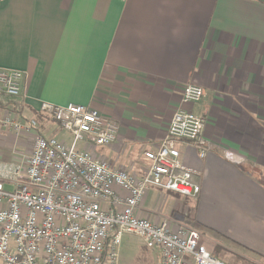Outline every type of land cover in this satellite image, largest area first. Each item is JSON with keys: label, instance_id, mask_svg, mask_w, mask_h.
Segmentation results:
<instances>
[{"label": "crops", "instance_id": "0c3cea01", "mask_svg": "<svg viewBox=\"0 0 264 264\" xmlns=\"http://www.w3.org/2000/svg\"><path fill=\"white\" fill-rule=\"evenodd\" d=\"M0 68L23 72L20 96L0 95V113L37 121L20 137L0 127V139L23 148L20 157L36 133L71 142L39 111L41 101L112 119L115 140L93 152L136 176L177 108L203 115L208 155L176 142L199 193L151 187L137 214L198 231L221 260L239 246L264 264V0H0ZM189 83L204 89L199 102H182ZM226 150L243 161L227 160ZM122 254L160 264L159 249L135 235H122L119 264Z\"/></svg>", "mask_w": 264, "mask_h": 264}, {"label": "built area", "instance_id": "2783aa9c", "mask_svg": "<svg viewBox=\"0 0 264 264\" xmlns=\"http://www.w3.org/2000/svg\"><path fill=\"white\" fill-rule=\"evenodd\" d=\"M20 70L0 68V95L21 94ZM182 102L196 103L205 91L185 84ZM39 111L71 135L70 144L36 133L31 150L13 162H0V264H119L124 233L159 249L160 264H226L202 242L200 233L171 227L137 214L148 190L155 187L195 197V171L179 161L178 140L188 141L205 158L212 143L204 136L206 119L177 108L165 137L144 152V173L136 176L98 158L93 148L111 144L116 123L97 109L69 103H39ZM20 116L0 113V127L16 134L35 128ZM233 163L243 156L230 150Z\"/></svg>", "mask_w": 264, "mask_h": 264}, {"label": "rangeland", "instance_id": "374dc122", "mask_svg": "<svg viewBox=\"0 0 264 264\" xmlns=\"http://www.w3.org/2000/svg\"><path fill=\"white\" fill-rule=\"evenodd\" d=\"M18 135V134H17ZM20 137V135H19ZM2 142V143H1ZM20 152H23V148L20 147V144L14 142H8L3 139H0V162L4 161L7 162L11 160L12 158L18 159L20 158ZM206 245V244H205ZM231 246V244H229ZM234 246V245H233ZM207 247V245H206ZM216 250H221L222 248L220 246H215ZM209 249V247H207ZM210 250V249H209ZM211 251V250H210ZM225 251V250H222ZM247 254V257L244 256ZM254 254V253H252ZM249 252H246L239 246H234L230 249L229 253H221L222 260L226 264H258L256 261L252 258V256ZM251 255V256H250ZM127 254H122L120 257V264H135L133 263V260L131 257H127ZM253 258H257V256H252ZM258 259V258H257ZM259 264H262L259 262Z\"/></svg>", "mask_w": 264, "mask_h": 264}, {"label": "trees", "instance_id": "16d2710c", "mask_svg": "<svg viewBox=\"0 0 264 264\" xmlns=\"http://www.w3.org/2000/svg\"><path fill=\"white\" fill-rule=\"evenodd\" d=\"M212 252V251H211ZM212 254L214 255V253L212 252Z\"/></svg>", "mask_w": 264, "mask_h": 264}]
</instances>
